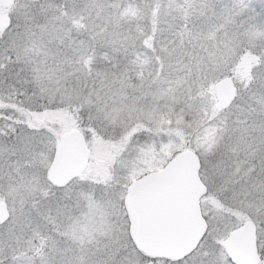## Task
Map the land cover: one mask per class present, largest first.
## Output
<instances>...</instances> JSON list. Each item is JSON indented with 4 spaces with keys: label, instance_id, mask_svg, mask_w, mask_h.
<instances>
[{
    "label": "snow or ice",
    "instance_id": "1",
    "mask_svg": "<svg viewBox=\"0 0 264 264\" xmlns=\"http://www.w3.org/2000/svg\"><path fill=\"white\" fill-rule=\"evenodd\" d=\"M0 264H264V0H0Z\"/></svg>",
    "mask_w": 264,
    "mask_h": 264
}]
</instances>
